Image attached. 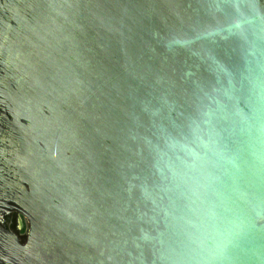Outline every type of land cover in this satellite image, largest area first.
I'll return each mask as SVG.
<instances>
[{
  "label": "water",
  "instance_id": "1",
  "mask_svg": "<svg viewBox=\"0 0 264 264\" xmlns=\"http://www.w3.org/2000/svg\"><path fill=\"white\" fill-rule=\"evenodd\" d=\"M0 264H264V0H0Z\"/></svg>",
  "mask_w": 264,
  "mask_h": 264
},
{
  "label": "flooded vegetation",
  "instance_id": "2",
  "mask_svg": "<svg viewBox=\"0 0 264 264\" xmlns=\"http://www.w3.org/2000/svg\"><path fill=\"white\" fill-rule=\"evenodd\" d=\"M19 220H21L20 223ZM19 220L18 215L14 214L12 217L11 224H14L15 230H17L18 234L21 237V240H24L27 232V224L24 218L20 217Z\"/></svg>",
  "mask_w": 264,
  "mask_h": 264
},
{
  "label": "trees",
  "instance_id": "3",
  "mask_svg": "<svg viewBox=\"0 0 264 264\" xmlns=\"http://www.w3.org/2000/svg\"><path fill=\"white\" fill-rule=\"evenodd\" d=\"M11 228L14 230V231H16L17 232V230H15V226H14V224L12 223L11 224ZM18 233V232H17Z\"/></svg>",
  "mask_w": 264,
  "mask_h": 264
}]
</instances>
